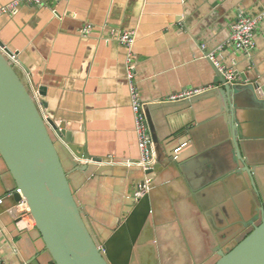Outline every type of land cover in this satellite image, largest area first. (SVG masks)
Returning <instances> with one entry per match:
<instances>
[{
  "label": "crops",
  "instance_id": "1",
  "mask_svg": "<svg viewBox=\"0 0 264 264\" xmlns=\"http://www.w3.org/2000/svg\"><path fill=\"white\" fill-rule=\"evenodd\" d=\"M12 1L0 0V41L64 133V168L112 264H207L252 230L264 209V0H62L3 13ZM242 17H261L254 49H223ZM113 30L136 33V84L158 152L149 175L137 166L128 53ZM227 70L252 94L229 99ZM192 89L206 92L168 102ZM14 188L0 158V260L55 264L36 228H17Z\"/></svg>",
  "mask_w": 264,
  "mask_h": 264
},
{
  "label": "water",
  "instance_id": "2",
  "mask_svg": "<svg viewBox=\"0 0 264 264\" xmlns=\"http://www.w3.org/2000/svg\"><path fill=\"white\" fill-rule=\"evenodd\" d=\"M10 58L17 62L0 41V158L15 186L11 196L14 206L21 200L20 191L55 264H112L107 248L91 232L64 168L57 140L64 133L43 118L38 97L31 93L25 74ZM223 84L229 99L245 91L252 94L254 89H237L240 81L227 85L224 80ZM239 159L243 161L241 155ZM247 172L252 175L250 169ZM261 212V219L256 217L242 240L225 249L217 248L207 264H264L263 208Z\"/></svg>",
  "mask_w": 264,
  "mask_h": 264
},
{
  "label": "built area",
  "instance_id": "3",
  "mask_svg": "<svg viewBox=\"0 0 264 264\" xmlns=\"http://www.w3.org/2000/svg\"><path fill=\"white\" fill-rule=\"evenodd\" d=\"M62 0H13L7 6L2 9L3 13L10 15H16L19 9L24 5L44 6L48 3L59 2ZM261 20V17L243 18L236 22L231 28V36L223 47V49L231 48L236 51H242L249 53L255 47V35L257 26ZM91 31V27H85L81 33L87 34ZM111 36L115 38L126 50V81L129 86L132 108L135 115V134L137 137V144L139 149L140 158L137 162V166L142 168L145 172L154 169L157 164V153L155 144L150 135V128L148 125L145 106L142 103L136 84L135 66H134V53L133 46L136 40V33L134 31L119 32L113 30ZM225 80L228 84L233 85L238 81L237 74L233 71H224ZM206 92L205 89H192L185 92L172 95L168 98V102L175 103L193 99L201 96ZM150 190V184L144 182L139 185V191L136 194V198H142ZM21 196L19 203L10 208L9 212L15 213L16 226L20 231H30L36 228L35 222L31 216L30 208L26 199L22 196L20 191H17ZM12 195H10L11 197ZM3 201L0 200V206ZM0 264H6L3 260H0Z\"/></svg>",
  "mask_w": 264,
  "mask_h": 264
}]
</instances>
